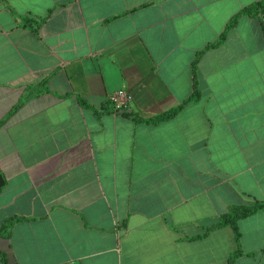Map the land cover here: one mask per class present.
<instances>
[{
	"label": "crops",
	"instance_id": "obj_1",
	"mask_svg": "<svg viewBox=\"0 0 264 264\" xmlns=\"http://www.w3.org/2000/svg\"><path fill=\"white\" fill-rule=\"evenodd\" d=\"M257 1L0 0V264H264V212L210 229L264 201V19L141 121ZM118 91L138 121L104 108Z\"/></svg>",
	"mask_w": 264,
	"mask_h": 264
},
{
	"label": "trees",
	"instance_id": "obj_2",
	"mask_svg": "<svg viewBox=\"0 0 264 264\" xmlns=\"http://www.w3.org/2000/svg\"><path fill=\"white\" fill-rule=\"evenodd\" d=\"M243 16L263 20L264 19V0H260V1H257L255 3L250 4L248 6H245L239 12H237L235 15H233L230 18V20L226 23L223 32L219 35V37L215 41V43L207 45L204 49H202L201 51L196 53L194 60L192 61V66H191L192 91H191L190 96L186 100L181 102L178 106H176V107H174V108H172V109H170V110H168L162 114H159L155 117L145 119V120H141V121H143L145 123H149V124H158V123L170 120V119L174 118L184 108V106L186 104L191 103V102H196L199 100L200 90L198 88L196 69H195V65H196L197 61L199 60L200 56L206 50L211 49V48H215V47L221 45L224 42V40L226 39L228 32L236 25L237 20ZM261 28H262V34L264 37V24H261ZM21 103L22 102H20L14 109H12V111H10V113H8L7 116H9L14 110H16ZM107 105L111 106V109H112L111 111L113 113H118L120 111V110L115 111L113 109L111 103L106 104V106L104 108H106ZM121 111H123L122 112L123 115L129 116L133 120H137V121L139 120L135 115L127 114L125 112V110H121ZM7 116H6V118H7ZM4 121H5V119L0 121V126L3 124ZM257 212H264V201H255V202H252L250 204L231 206V207H229L227 212H225L224 214L219 216L218 223L211 226L210 229L229 226L233 230L235 240L238 241L239 234H238V231L236 228L237 221L242 219V218H246L248 216H251ZM19 220H21V218H17V217L5 220V222L0 226V233H4L7 230H9L14 225V223H16ZM238 255H239V253L237 251L235 253L231 254L228 258L227 264H231L232 261Z\"/></svg>",
	"mask_w": 264,
	"mask_h": 264
},
{
	"label": "built area",
	"instance_id": "obj_3",
	"mask_svg": "<svg viewBox=\"0 0 264 264\" xmlns=\"http://www.w3.org/2000/svg\"><path fill=\"white\" fill-rule=\"evenodd\" d=\"M132 95L127 92L118 91L108 95L107 100L111 103L113 109L117 110H125L129 103L132 101Z\"/></svg>",
	"mask_w": 264,
	"mask_h": 264
},
{
	"label": "water",
	"instance_id": "obj_4",
	"mask_svg": "<svg viewBox=\"0 0 264 264\" xmlns=\"http://www.w3.org/2000/svg\"><path fill=\"white\" fill-rule=\"evenodd\" d=\"M123 111H120V113H122ZM2 185V179L0 178V186Z\"/></svg>",
	"mask_w": 264,
	"mask_h": 264
}]
</instances>
